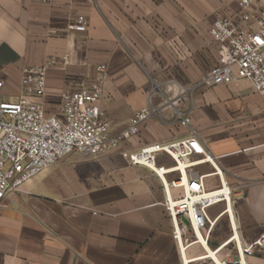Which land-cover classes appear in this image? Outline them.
I'll return each instance as SVG.
<instances>
[{
    "label": "crops",
    "instance_id": "1",
    "mask_svg": "<svg viewBox=\"0 0 264 264\" xmlns=\"http://www.w3.org/2000/svg\"><path fill=\"white\" fill-rule=\"evenodd\" d=\"M237 2L0 0L4 98L18 96L23 67L53 56L42 99L49 113L58 112L62 91L94 82L100 65L99 117L110 134L122 131L141 108L151 109L119 149L72 151L7 192L0 201V264H182L161 204L162 179L130 164L121 150L169 143L191 129L212 159L196 169L207 174L209 187L220 183L219 176L230 186V212L242 238L264 232V97L246 79L200 83L218 57L209 27L218 15L237 11ZM78 15L89 22L85 31L68 27ZM173 43L182 45L179 57ZM180 115L189 118L188 126ZM156 165L171 168L174 161L160 152ZM174 176L170 171L164 179ZM210 177L216 182L208 184ZM225 208L221 203L209 212L216 216ZM230 228L226 212L208 247H217ZM198 251L194 246L187 253ZM246 264H264V250Z\"/></svg>",
    "mask_w": 264,
    "mask_h": 264
},
{
    "label": "built area",
    "instance_id": "2",
    "mask_svg": "<svg viewBox=\"0 0 264 264\" xmlns=\"http://www.w3.org/2000/svg\"><path fill=\"white\" fill-rule=\"evenodd\" d=\"M238 9L218 15L209 27V35L218 45L216 63L201 76L200 83L214 85L237 79L251 82L264 97V0H238ZM88 20L78 15L69 28L85 31ZM173 53L179 57L182 45L173 43ZM68 55L61 57L67 60ZM57 61L48 57L43 63L25 66L21 70L20 91L12 99L4 98V82L0 79V201L7 192L17 190L26 181L41 173L66 154L77 151L92 154L102 150L119 149L121 144L139 131V124L151 113L149 107L138 110L128 125L118 134H110L108 124L99 117L100 81L105 66L94 82L60 93L57 113H49L43 104L48 69ZM180 114V112H179ZM181 116V123L189 118ZM168 153L171 168L156 165V156ZM130 164L144 165L163 181L165 197L161 202L172 222L182 264H246V258L264 250V232L252 240H244L233 221L229 207L231 188L219 176L220 183L209 187L207 174L197 171L198 164L212 162L201 146L195 131L169 143H152L133 152L121 150ZM175 172L169 182L165 174ZM226 208L216 216L209 209L218 204ZM228 213L230 233L214 248L205 245L218 219ZM196 254H188L191 247Z\"/></svg>",
    "mask_w": 264,
    "mask_h": 264
},
{
    "label": "rangeland",
    "instance_id": "3",
    "mask_svg": "<svg viewBox=\"0 0 264 264\" xmlns=\"http://www.w3.org/2000/svg\"><path fill=\"white\" fill-rule=\"evenodd\" d=\"M207 182H208V184H213V183L216 182V178L210 177V178L207 179ZM214 211H215V208L212 209V212H214Z\"/></svg>",
    "mask_w": 264,
    "mask_h": 264
},
{
    "label": "bare ground",
    "instance_id": "4",
    "mask_svg": "<svg viewBox=\"0 0 264 264\" xmlns=\"http://www.w3.org/2000/svg\"><path fill=\"white\" fill-rule=\"evenodd\" d=\"M229 211H230V207H229ZM205 247H206L208 250H210V248L208 247V245H207V244L205 245Z\"/></svg>",
    "mask_w": 264,
    "mask_h": 264
}]
</instances>
